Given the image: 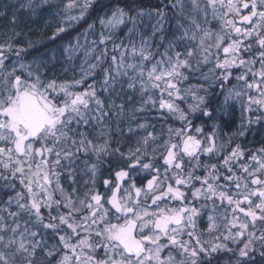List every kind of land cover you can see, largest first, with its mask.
I'll list each match as a JSON object with an SVG mask.
<instances>
[{
    "label": "snow or ice",
    "instance_id": "obj_1",
    "mask_svg": "<svg viewBox=\"0 0 264 264\" xmlns=\"http://www.w3.org/2000/svg\"><path fill=\"white\" fill-rule=\"evenodd\" d=\"M12 8L0 264H264V0Z\"/></svg>",
    "mask_w": 264,
    "mask_h": 264
},
{
    "label": "trees",
    "instance_id": "obj_2",
    "mask_svg": "<svg viewBox=\"0 0 264 264\" xmlns=\"http://www.w3.org/2000/svg\"><path fill=\"white\" fill-rule=\"evenodd\" d=\"M10 2L13 6L12 9H9V14H11V11L14 9H19L17 12L18 20L20 21V27L24 28V26L30 25L33 29V33L31 34L32 39H37L40 36H47L49 32L51 31V27L45 29L44 31H38V29L47 21L49 25L55 22V17L47 10H43L41 14L35 18L33 21L32 19H29L28 13L25 9L20 8V5L25 3V0H0V4ZM55 2V0H54ZM3 26V21L0 20V27ZM25 31H27V28H24Z\"/></svg>",
    "mask_w": 264,
    "mask_h": 264
},
{
    "label": "flooded vegetation",
    "instance_id": "obj_3",
    "mask_svg": "<svg viewBox=\"0 0 264 264\" xmlns=\"http://www.w3.org/2000/svg\"><path fill=\"white\" fill-rule=\"evenodd\" d=\"M258 138V137H257Z\"/></svg>",
    "mask_w": 264,
    "mask_h": 264
}]
</instances>
